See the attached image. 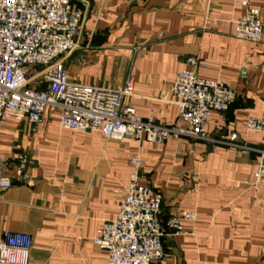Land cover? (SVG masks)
Masks as SVG:
<instances>
[{
  "label": "crops",
  "instance_id": "obj_1",
  "mask_svg": "<svg viewBox=\"0 0 264 264\" xmlns=\"http://www.w3.org/2000/svg\"><path fill=\"white\" fill-rule=\"evenodd\" d=\"M244 1L264 23V0H72L84 15L78 47L63 58L72 82L116 90L131 77L127 103L172 124L170 87L195 55L207 64L198 75L224 80L237 98L213 115L206 141L106 140L63 129L52 111L36 131L25 120H0V156L12 162L28 153L31 176L1 194L0 240L5 231L30 235L29 264H104L94 238L116 218V192L138 155L163 194V227L178 211L196 214L182 234L167 229L165 256L154 264H264V189L252 186L263 135L246 130L250 116L264 118V28L258 44L235 37ZM232 133L252 150L230 146Z\"/></svg>",
  "mask_w": 264,
  "mask_h": 264
},
{
  "label": "built area",
  "instance_id": "obj_2",
  "mask_svg": "<svg viewBox=\"0 0 264 264\" xmlns=\"http://www.w3.org/2000/svg\"><path fill=\"white\" fill-rule=\"evenodd\" d=\"M242 5L245 12L235 22V37L258 44L264 28L261 10L246 1ZM83 18L72 0H0V120H25L36 131L45 114L52 111L63 129L99 132L106 140L131 138L139 144L209 140L210 120L228 111L237 93L224 80L199 76V70L207 67L204 60L195 55L186 58L185 68L170 87L177 119L159 124L154 110L143 118L127 103L134 95L131 77L116 90L70 80L63 58L78 47ZM246 130L263 135L252 186L264 189V118L250 116ZM228 144L244 152L252 150L239 143L237 133L230 134ZM29 164L26 152L18 153L12 162L0 156V197L15 183L30 182ZM130 164L128 185L116 192L117 216L103 223L94 238V244L107 253L104 264L160 262L165 256L167 229L180 235L185 221L196 220L194 212L178 211L163 227V194L147 182L138 155L132 156ZM32 246L30 235L5 231L0 240V264H29Z\"/></svg>",
  "mask_w": 264,
  "mask_h": 264
},
{
  "label": "rangeland",
  "instance_id": "obj_3",
  "mask_svg": "<svg viewBox=\"0 0 264 264\" xmlns=\"http://www.w3.org/2000/svg\"><path fill=\"white\" fill-rule=\"evenodd\" d=\"M35 74L31 75V77L33 78Z\"/></svg>",
  "mask_w": 264,
  "mask_h": 264
}]
</instances>
